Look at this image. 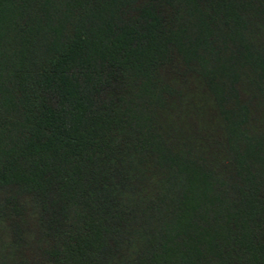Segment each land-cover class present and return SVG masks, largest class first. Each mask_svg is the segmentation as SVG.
Listing matches in <instances>:
<instances>
[{
	"label": "trees",
	"instance_id": "16d2710c",
	"mask_svg": "<svg viewBox=\"0 0 264 264\" xmlns=\"http://www.w3.org/2000/svg\"><path fill=\"white\" fill-rule=\"evenodd\" d=\"M180 71L231 169L158 123ZM259 98L264 0H0V264H264Z\"/></svg>",
	"mask_w": 264,
	"mask_h": 264
},
{
	"label": "rangeland",
	"instance_id": "374dc122",
	"mask_svg": "<svg viewBox=\"0 0 264 264\" xmlns=\"http://www.w3.org/2000/svg\"><path fill=\"white\" fill-rule=\"evenodd\" d=\"M181 72L173 74L175 77L171 75L167 78V81L181 93V98L179 102L166 106L160 112L157 117L158 123L163 126L165 134L175 141L178 149L182 147L184 151H190L192 157L203 160L207 166L211 167L212 164L215 169L221 167L224 171L231 169L221 146L226 123L220 110L199 74L189 71L182 75ZM238 75L237 86H233L236 97L233 98L241 105L248 103L255 91L246 86L241 74ZM246 116L245 127L240 125L239 128L241 135L264 136V99L259 98L258 106ZM0 235L5 236L1 229Z\"/></svg>",
	"mask_w": 264,
	"mask_h": 264
}]
</instances>
